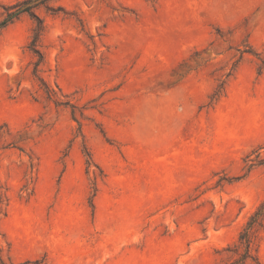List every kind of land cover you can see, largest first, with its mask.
Segmentation results:
<instances>
[{"label":"rangeland","instance_id":"1","mask_svg":"<svg viewBox=\"0 0 264 264\" xmlns=\"http://www.w3.org/2000/svg\"><path fill=\"white\" fill-rule=\"evenodd\" d=\"M36 12V74L34 19L0 34V264L232 259L264 201V0Z\"/></svg>","mask_w":264,"mask_h":264},{"label":"trees","instance_id":"2","mask_svg":"<svg viewBox=\"0 0 264 264\" xmlns=\"http://www.w3.org/2000/svg\"><path fill=\"white\" fill-rule=\"evenodd\" d=\"M52 0H20L6 9V15L0 20L1 32L22 14H28L34 19L36 25L33 29V36L30 42L31 51L38 57L35 62L36 74L43 62L44 55L40 49L41 36L45 25L43 19L37 14V9L41 6L49 7ZM4 194L0 187V210L4 203ZM264 230V201L250 215L248 221L242 228L238 240L233 244L232 251L234 257L224 264H261L258 247L260 241V232Z\"/></svg>","mask_w":264,"mask_h":264}]
</instances>
